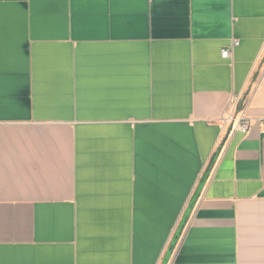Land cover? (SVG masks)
I'll return each mask as SVG.
<instances>
[{
    "label": "crops",
    "instance_id": "0c3cea01",
    "mask_svg": "<svg viewBox=\"0 0 264 264\" xmlns=\"http://www.w3.org/2000/svg\"><path fill=\"white\" fill-rule=\"evenodd\" d=\"M258 121L264 0H0V264H264Z\"/></svg>",
    "mask_w": 264,
    "mask_h": 264
},
{
    "label": "built area",
    "instance_id": "2783aa9c",
    "mask_svg": "<svg viewBox=\"0 0 264 264\" xmlns=\"http://www.w3.org/2000/svg\"><path fill=\"white\" fill-rule=\"evenodd\" d=\"M238 45H239L238 41H233L232 44L227 49H224L221 51V58L223 60L228 59L231 56L232 50L236 48ZM232 105L233 106L240 105V97L238 95L231 97V100L229 101L228 106L222 112V115L218 119V122H220L222 125L230 126V128L236 132H239L241 134H247L253 125V119L246 117L244 112H241L240 114H238V116L234 115L230 111V107ZM259 123L264 128V122L262 123L259 122Z\"/></svg>",
    "mask_w": 264,
    "mask_h": 264
}]
</instances>
